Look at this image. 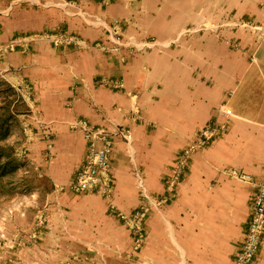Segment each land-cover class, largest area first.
Segmentation results:
<instances>
[{
  "label": "crops",
  "instance_id": "crops-1",
  "mask_svg": "<svg viewBox=\"0 0 264 264\" xmlns=\"http://www.w3.org/2000/svg\"><path fill=\"white\" fill-rule=\"evenodd\" d=\"M16 1L0 0V41L24 36L28 44H13L1 69L8 83L29 88L30 107L44 123L33 141L44 149L49 226L63 264H230L255 193L237 175L264 180V0H78L94 2L90 10L119 19L123 34L140 38L171 40L189 25L230 18L253 26L119 55L94 46L102 31L56 10L12 6L2 15ZM60 30L88 46L56 47L43 36ZM76 118L131 130V152L116 140L111 160L112 202L124 213L138 206L131 159L148 191L161 196L173 160L197 132L210 122L226 131L192 153L174 197L142 220L138 244L102 197L68 190L85 153L81 134L68 126ZM252 264H264V235Z\"/></svg>",
  "mask_w": 264,
  "mask_h": 264
},
{
  "label": "built area",
  "instance_id": "built-area-1",
  "mask_svg": "<svg viewBox=\"0 0 264 264\" xmlns=\"http://www.w3.org/2000/svg\"><path fill=\"white\" fill-rule=\"evenodd\" d=\"M55 5L60 7L67 15H77L82 18L86 25L101 29L104 39L103 42L97 43L95 47L100 51L115 55H119L123 50L135 53L154 49L160 50L170 44L176 43L183 37L203 32L217 33L219 30L229 26L253 28L251 23L230 18L219 23L203 22L189 25L181 29L175 38L162 41L155 37L140 38L135 35H125L122 33L121 24L117 20L106 21L102 16L88 15L79 10L71 14L68 9L73 5L70 2L59 0L55 2ZM62 41L72 45L73 48L86 46L84 41L73 35L63 38ZM18 42L25 43L26 39H15L12 43ZM61 42L60 44H62ZM54 43L57 45V40ZM8 47L11 48L12 46H2L0 44V57L5 54ZM1 75L2 71L0 70ZM122 86L121 81L117 82V87L122 88ZM224 114L229 115L230 110H224ZM68 126L71 130L81 134L85 144L83 161L70 180L68 190L76 195L96 194L102 197L106 201L108 210L129 227L138 244L142 243L145 237L142 220L151 210L159 208L174 197L175 186L180 182L182 175L185 173L187 162L192 153L199 148L205 147L213 139L226 131V124L216 125L213 122L207 123L201 128L197 132L194 141L176 155L171 170L163 182L165 192L158 197L153 196L148 191L140 168L130 158L138 206L132 212L124 213L118 211L112 202L115 181L111 173V160L116 140H120L125 144L128 152H131L133 141L131 130L128 127L117 124L109 129L105 125H94L81 118L73 119L68 123ZM237 176L249 181L253 185L255 193L251 201L247 228L244 231L235 257L231 260L230 264H252L259 252L264 235V180L255 181L245 174H238Z\"/></svg>",
  "mask_w": 264,
  "mask_h": 264
},
{
  "label": "rangeland",
  "instance_id": "rangeland-1",
  "mask_svg": "<svg viewBox=\"0 0 264 264\" xmlns=\"http://www.w3.org/2000/svg\"><path fill=\"white\" fill-rule=\"evenodd\" d=\"M56 1L59 0H18L3 9L2 15L10 13L12 6L53 9L58 11L65 20H77L87 28H96L86 25L77 15L65 14L60 7L55 5ZM63 1L73 5L68 9L71 14L79 10L88 15L101 16L95 13V10L88 8L90 3L97 5L94 2L84 5L80 4L78 0ZM103 1L106 2L105 4L109 3L108 0ZM102 17L106 21L117 20L121 23L119 19ZM96 29L101 31L99 28ZM43 36L52 46L73 48L72 45L62 41L63 38L72 36L65 30L43 34ZM75 37L83 41L82 38ZM15 39L26 38L16 36L12 38V41L10 40V43H8L9 41L5 43L0 41V44L14 46L12 42ZM55 40H57V45L54 43ZM14 44L25 46L28 42ZM90 46L93 45L90 44ZM10 51L12 49L8 47L5 54L0 57L1 71V64L5 62ZM7 101L10 105L11 116L6 117L4 122V128L7 129L6 138L0 140V145L6 147L4 156L0 157V264H63V260L59 258V246L53 240L56 234L54 233L55 236L51 235L53 228L51 230L49 226L48 207L52 204V198L48 179L41 166V156L43 155L41 152L44 149H39L33 141L39 131L42 133L41 126L44 123H42L38 112L30 107L29 88L24 84L11 85L4 79L2 71L0 108L5 106ZM153 196L158 197V195ZM69 259L76 261L73 257ZM69 264L73 263L69 262Z\"/></svg>",
  "mask_w": 264,
  "mask_h": 264
},
{
  "label": "trees",
  "instance_id": "trees-1",
  "mask_svg": "<svg viewBox=\"0 0 264 264\" xmlns=\"http://www.w3.org/2000/svg\"><path fill=\"white\" fill-rule=\"evenodd\" d=\"M10 89V88H9ZM17 98L19 99V96H17ZM9 102L7 101L5 103V106L1 107L0 110L2 109V113L0 114V140H3L6 138V133H7V129L4 128V122L6 121V117L11 116L10 114V107H9ZM5 117L4 119H1ZM5 146L4 145H0V157L4 156V151H5Z\"/></svg>",
  "mask_w": 264,
  "mask_h": 264
}]
</instances>
